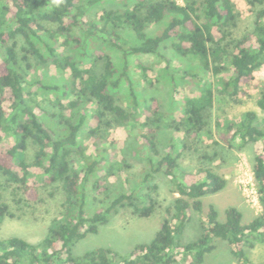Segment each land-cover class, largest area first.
<instances>
[{
	"label": "trees",
	"instance_id": "trees-1",
	"mask_svg": "<svg viewBox=\"0 0 264 264\" xmlns=\"http://www.w3.org/2000/svg\"><path fill=\"white\" fill-rule=\"evenodd\" d=\"M9 1L0 4V143L7 135L14 142L0 153V225L15 217L12 202H31L34 196L38 201L37 187L29 183L31 167L41 170L38 178L44 185H58L63 200L40 241L0 237V264H203L217 239L228 244L236 264H264L246 250L264 236V118L247 110L238 119L216 121L218 138L229 146L237 139L240 146L262 142L252 163L261 212L246 224L236 207L226 209L224 220L212 204L201 212L202 197L223 189L225 177L211 168L184 171L175 137L168 151L160 152L156 144L161 129L198 134L209 124L214 93L205 80L208 72L219 77V91L230 96L255 78L264 65V0H248L253 27L237 39L230 32L238 17L233 0L183 5L175 0H121L117 5L115 0ZM102 3L111 7L97 9ZM152 24L162 30L152 28L148 34ZM167 50L189 59L188 66L174 67ZM149 54L164 62L171 92L186 76L205 81L194 96L179 102V121H166L158 97L141 88L148 69L142 58ZM139 73L142 79L136 78ZM39 94L52 108L42 106ZM257 105L264 110V83ZM137 126L148 130L140 137L151 154L133 184L125 175L132 165L114 159L108 139L117 127H130L138 143ZM30 147L32 160L27 161ZM115 175L130 188L110 192L107 182ZM160 176L170 178L179 195L164 209L150 241L135 243L128 253L109 247L76 251L122 208L136 217L151 216L159 207ZM101 194L104 199L99 200ZM96 202L101 206L93 208ZM195 212L203 214L198 219L201 234L182 243Z\"/></svg>",
	"mask_w": 264,
	"mask_h": 264
},
{
	"label": "rangeland",
	"instance_id": "rangeland-1",
	"mask_svg": "<svg viewBox=\"0 0 264 264\" xmlns=\"http://www.w3.org/2000/svg\"><path fill=\"white\" fill-rule=\"evenodd\" d=\"M120 1L115 0L113 5H117ZM175 1L183 5L187 1H195L199 4L201 0ZM233 2L235 3L238 17L235 27L230 32L231 37L237 39L241 38L253 27L254 17L248 0H233ZM0 4L10 5L11 3L9 0H0ZM102 5L106 8L111 7L109 3H102L97 9H101ZM152 28L155 32L159 29V31L162 30L159 24H152L147 32H150ZM213 32L218 39L220 34L215 27ZM166 54L173 59L172 65L174 67H179L182 64L188 66L187 62L189 59L178 58L171 50H167ZM143 56L145 58H142V63L148 69L146 70V80L142 79L141 73L136 76V78L142 79L141 88L143 86L147 92L158 97L161 111L165 114L166 121H170L168 119L179 121L183 116L179 102L185 97L194 96L205 81L200 82L199 78L186 76V80L180 82L179 86L171 92L169 90V77L164 76L163 72L164 62L156 58L155 55ZM51 71L55 72L54 69ZM254 75L255 78L253 80L243 82L239 94L230 96L219 91L221 89L219 77L212 72H208L206 79H204L211 83L214 93L213 106L210 108L209 124L198 134H186L183 128L180 131L161 129L156 137V144L160 152L170 150L172 138H176L175 142L178 150L181 151L179 162L184 171L195 173L198 168H211L226 178V185L223 189L215 194L202 197L203 206L201 212L203 214L207 212L208 205L212 204L218 211L219 219L224 220L226 209L228 207H236L242 212V221L245 224L261 212L256 183L252 173V163L255 155L262 151V142L257 141L240 146V140L237 139L229 146L218 138L216 121L224 118L238 119L247 110H255L260 117L264 118V110H261L257 105L260 88L264 83V65L257 69ZM31 89L35 91L36 87ZM37 98L43 101V107L46 109L52 108L50 101H44V94H39ZM49 98L54 100L52 95ZM171 101H177L178 105L175 104L176 107L174 108V104ZM136 133L139 136V139L137 138L138 143L133 142V133L130 127H117L112 133H109L108 139V142L113 143L111 147L114 152V159L121 160L123 158L132 165L128 174L126 172L125 175L130 177L133 184L140 179L146 168L147 158L151 154L145 140L140 137V135L148 134V130L145 127L137 126ZM13 142L14 140L11 136H4L0 143V153L5 152ZM32 154L33 149L30 147L25 156L27 161L32 160ZM29 171L31 173L29 183L37 187L38 201H35L36 196L33 199L35 202L16 203L14 200L15 203H11L12 207L9 210L15 214V217H6L1 222V238L22 236L29 241L38 242L45 237L50 221L61 210L63 194L58 189V185H44L38 178L41 170L36 167H31ZM121 176L124 178V174ZM157 182L159 188L156 200L159 207L151 216L145 218L136 217L130 214L129 208H122L115 216L110 218L106 225L100 226L98 233L87 235L80 242L81 244L78 245L76 251L83 253L96 247H109L122 253H128L135 243L150 241L159 230L165 217L164 209L174 197L179 195L177 192L172 191L175 190V185L170 178L160 176ZM107 185L113 194L130 188L123 179L119 180L116 175L108 179ZM141 190L143 193L145 192L143 188ZM19 196L23 197L21 194ZM98 197L99 200L104 199V194L98 195ZM100 206V202L92 205L93 208ZM203 214L193 213L191 222L181 236L182 243L192 242L200 236L201 229L198 219L202 218ZM261 239L254 240L252 248L246 247L249 257L255 262L264 261V236ZM176 264H186V262L179 261ZM203 264H236V262L230 253L228 244L221 239H217L216 249L206 256Z\"/></svg>",
	"mask_w": 264,
	"mask_h": 264
}]
</instances>
